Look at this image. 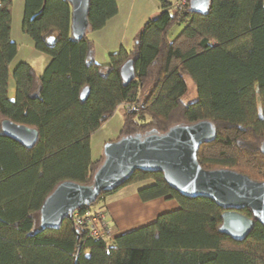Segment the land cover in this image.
<instances>
[{
	"label": "trees",
	"instance_id": "1",
	"mask_svg": "<svg viewBox=\"0 0 264 264\" xmlns=\"http://www.w3.org/2000/svg\"><path fill=\"white\" fill-rule=\"evenodd\" d=\"M185 1L183 10L174 4L171 12L170 1L158 0L159 13L143 23L132 47H121L102 64L91 58L87 35L71 36L67 0H24L21 30L51 57L38 74L26 62L10 72L17 53L13 0H0V121L38 132L34 146L26 148L0 128V264H264L260 222L254 220L243 240H233L219 231L222 208L210 198L181 195L161 172L135 170L123 184L150 180L137 190L142 201L177 202L147 224L107 240L90 237L73 214L57 229H40L41 205L60 182L91 183L103 157L92 158L91 134L121 106L116 139L209 120L216 136L199 146L200 166L264 181V0H209L205 12L190 11ZM117 11L116 0H89L87 32L102 28ZM174 24L182 27L170 39ZM127 59L135 76L124 82L120 67ZM186 78L195 87L191 101L184 100ZM124 104L137 110L126 111ZM239 212L253 218L249 208Z\"/></svg>",
	"mask_w": 264,
	"mask_h": 264
},
{
	"label": "water",
	"instance_id": "2",
	"mask_svg": "<svg viewBox=\"0 0 264 264\" xmlns=\"http://www.w3.org/2000/svg\"><path fill=\"white\" fill-rule=\"evenodd\" d=\"M71 6L70 34L83 38L89 28V0H67ZM190 11L205 12L209 0H190ZM124 82L134 76L133 60L127 59L120 67ZM87 88L81 91L84 98ZM1 131L31 148L37 141L35 128L16 124L7 118L0 121ZM216 136L214 124L200 120L189 124H176L165 132L149 131L124 135L107 141L102 148V161L89 184L70 180L60 182L45 198L40 208V229L60 227L62 221L84 205L95 202L101 192L118 188L127 182L135 170L161 172L165 182L187 197L212 199L224 211L219 231L233 240H243L253 227L254 220L264 226V181L230 168L204 169L197 161V150L202 143ZM264 155V139L259 146ZM249 208L250 218L241 212Z\"/></svg>",
	"mask_w": 264,
	"mask_h": 264
},
{
	"label": "crops",
	"instance_id": "3",
	"mask_svg": "<svg viewBox=\"0 0 264 264\" xmlns=\"http://www.w3.org/2000/svg\"><path fill=\"white\" fill-rule=\"evenodd\" d=\"M20 1H22L23 8L24 0H13L12 22L16 3L17 11L21 8ZM116 1L118 5L117 14L108 19L102 28L86 33L87 37L92 42L91 58L98 63H107L109 60L108 55L114 53L121 47L129 50L131 48L129 44H131V40L133 39L134 35L137 34L143 23L148 18H150L151 14H153L151 13L153 11H148L149 6L146 4L147 0ZM154 7L156 10L154 12L160 10L159 4ZM116 38L117 41H115ZM108 121H106L104 124H106ZM93 159H97V156H95ZM126 201H129L132 204V207H129V210H126L125 208L127 206L125 204ZM104 204L105 207L102 208L106 212L107 219L113 228L114 234H121L141 225L147 224L149 223V220L155 219L158 214L178 207V204L175 200L168 199L166 197L142 201L139 198L137 191L136 194H132L126 198H104ZM126 211L128 214L123 215V213ZM109 215L112 218V222L109 220ZM117 217H121L122 220H118Z\"/></svg>",
	"mask_w": 264,
	"mask_h": 264
},
{
	"label": "rangeland",
	"instance_id": "4",
	"mask_svg": "<svg viewBox=\"0 0 264 264\" xmlns=\"http://www.w3.org/2000/svg\"><path fill=\"white\" fill-rule=\"evenodd\" d=\"M20 2H21L20 10L17 11V3L15 5L13 22H12V27H11V36H12V39L17 44V53H16L15 57L13 58V60L11 61V63L9 64V70L11 72L19 62H26L33 67V69L35 70L36 73L41 74L44 71L46 65L49 63L51 57H50V55H48L42 51L37 50L34 47V43H33L32 39L27 34L22 32L21 21H22V17H23V8H22V1H20ZM146 2H147L146 4L149 7H151V8L148 7V11H150V10L153 11V12H151L153 14H151L150 17L157 15L160 10L159 11L157 10V12H154V11H156L154 6L159 4L158 0H147ZM170 2L173 5L169 7V10L171 12H173L174 11V4L176 5L177 0H170ZM181 27H182L181 24H174L170 29L169 38L172 39L178 33V31L180 30ZM115 41H117V38ZM124 41H125V39H124ZM132 42H133V39L131 40V44H129L130 47H132ZM119 49L117 51H119ZM117 51H115V52H117ZM108 57H109V55H108ZM186 80H187L186 82H187L188 90H187V93L184 97V100L185 101H191V100L195 99V97H196L195 87L189 78H186ZM14 95H15V84H14V81L12 79V76H10L9 87H8V96L11 99H13ZM121 125H122V109H121V107H118L115 110V112L111 115L109 121L91 134L90 140H91L92 157L93 158H95V156H97V159H98L100 156H102V148H103L104 143L107 141H111V140L116 139V137L119 134ZM148 184H150V180H140V181L128 183L126 185H123V186L117 188L116 191L107 195L105 197V199H109V198H115L116 199L118 197H120V198L129 197L132 194H136V191L139 188L146 186ZM125 204L127 205L125 207L126 210H129V207H132V204L129 201H126ZM102 207H105L104 199H101L98 203H95V205L90 206V208L92 210L103 209ZM127 214H128L127 211L125 213H123V215H127ZM109 217H110L109 220H111V222H112V218L110 215H109ZM114 217H115V215H114ZM117 219L122 220L121 217H117ZM151 221L152 220H149V222H151Z\"/></svg>",
	"mask_w": 264,
	"mask_h": 264
},
{
	"label": "built area",
	"instance_id": "5",
	"mask_svg": "<svg viewBox=\"0 0 264 264\" xmlns=\"http://www.w3.org/2000/svg\"><path fill=\"white\" fill-rule=\"evenodd\" d=\"M185 4V0H177L176 7L179 10H183ZM124 109L129 112L135 111L137 110V106L134 104H124ZM72 214L79 224L84 225L90 237L97 240H107L114 235L113 228L107 219L104 209L92 210L88 207L82 213L76 210Z\"/></svg>",
	"mask_w": 264,
	"mask_h": 264
}]
</instances>
